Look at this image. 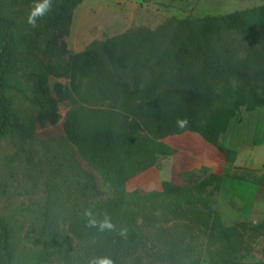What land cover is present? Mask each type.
I'll return each instance as SVG.
<instances>
[{"label":"trees","instance_id":"trees-1","mask_svg":"<svg viewBox=\"0 0 264 264\" xmlns=\"http://www.w3.org/2000/svg\"><path fill=\"white\" fill-rule=\"evenodd\" d=\"M81 1L52 0V11L33 28L26 20L39 0H0V139L11 133L30 140L37 124L58 121L49 77L69 80L70 92L75 94L87 82L99 107L76 106L70 111L67 140L92 167L125 181L154 167L160 156L173 154L163 143L165 138L192 132L215 145L236 109L246 106L250 112L264 107V36L256 30L258 24H264V6L185 21L184 28L131 29L92 41L84 51L73 54L64 38L69 34L72 12ZM18 78L24 80L19 90L35 110L34 115L21 118L12 108L7 92L18 88ZM178 119H186L187 125L178 127ZM6 160L14 161L15 157ZM222 180L211 176L198 185L200 191L214 190L213 205ZM196 191L190 188L194 197L190 203L205 205L206 216L212 218L226 244V253H210L209 264H240L233 236L263 230L264 220L225 227L220 212L209 207L207 197L196 196ZM105 214L111 218L113 230L89 227L84 217L74 219L66 233L51 232L50 248L38 264L52 257L63 264H88L93 257L130 264L141 240L132 227L136 214L102 204L95 216L102 219ZM141 217L149 223L155 220L154 215ZM83 241L94 242L86 260L72 250L75 242ZM192 253V248L181 243L171 244L158 260L161 264H191ZM10 263V234L0 222V264Z\"/></svg>","mask_w":264,"mask_h":264},{"label":"rangeland","instance_id":"rangeland-1","mask_svg":"<svg viewBox=\"0 0 264 264\" xmlns=\"http://www.w3.org/2000/svg\"><path fill=\"white\" fill-rule=\"evenodd\" d=\"M263 6L264 0H82L72 12L69 34L64 41L67 50L74 54L84 51L92 41L131 29L166 25L184 28L185 21L190 23L205 16ZM256 30L264 36V24H258ZM23 83L18 78V88L11 87L7 92L13 110L21 118L35 114L19 90L20 86L24 87ZM48 87L57 101L58 121L37 124L30 140L11 133L0 139V222L10 234V264H38L50 248L51 232L66 233L74 219L84 218L86 210L95 214L102 204L136 214L132 227L141 240L130 264H161L159 254H166L171 244L177 243L192 248L191 264H209L210 253L213 256L226 253V244L215 230L212 218L206 216L205 205L190 203L194 200L190 188H197L195 195L207 197L209 207H214V190L200 191L198 187L201 176L185 171L187 164L176 162L173 156H160L154 167L125 181L114 174L100 172L81 156L66 135L67 117L74 107H99L88 83L84 82L77 94L70 92L69 80L64 78L49 77ZM247 111L246 106L236 109L230 122ZM252 115L264 118V107L256 108ZM236 120L242 122V116ZM178 136L167 137L163 143L175 146ZM255 150L264 153V147ZM6 157H15V160L8 161ZM261 179L260 183L264 184V178ZM167 206L172 209L166 210ZM142 214L154 215V222L142 220ZM223 224L231 227L237 222ZM240 235L231 240L237 261L240 264L264 262V229ZM93 246L91 241L75 242L73 254L86 260ZM43 264L63 263L52 257Z\"/></svg>","mask_w":264,"mask_h":264},{"label":"crops","instance_id":"crops-1","mask_svg":"<svg viewBox=\"0 0 264 264\" xmlns=\"http://www.w3.org/2000/svg\"><path fill=\"white\" fill-rule=\"evenodd\" d=\"M241 116L239 123L236 119ZM236 119L218 136L215 145L192 132L180 134L175 140L177 144L171 147V156L176 162L186 163L185 171L196 172L201 181L211 176L223 178L214 202L223 223L244 219L261 222L264 153L255 149L264 147V118L253 116L250 111L238 114Z\"/></svg>","mask_w":264,"mask_h":264},{"label":"clouds","instance_id":"clouds-1","mask_svg":"<svg viewBox=\"0 0 264 264\" xmlns=\"http://www.w3.org/2000/svg\"><path fill=\"white\" fill-rule=\"evenodd\" d=\"M53 9L52 0H39L33 4L29 10L27 16V24L31 27L37 26V20L48 15ZM187 125L186 119H178L177 126L183 128ZM87 219V225L89 227H95L100 231L113 230L114 225L111 222V218L105 214L102 219H97L95 214L91 210H86L84 213ZM88 264H113V261L109 257H93L89 260Z\"/></svg>","mask_w":264,"mask_h":264}]
</instances>
